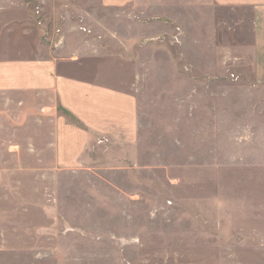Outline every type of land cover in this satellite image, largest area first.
<instances>
[{
	"label": "rangeland",
	"instance_id": "rangeland-1",
	"mask_svg": "<svg viewBox=\"0 0 264 264\" xmlns=\"http://www.w3.org/2000/svg\"><path fill=\"white\" fill-rule=\"evenodd\" d=\"M239 12L0 0V264H264V82L236 56ZM82 42L103 57L66 72L129 94L131 122L125 100L78 84L71 106L70 80L39 72Z\"/></svg>",
	"mask_w": 264,
	"mask_h": 264
},
{
	"label": "crops",
	"instance_id": "crops-1",
	"mask_svg": "<svg viewBox=\"0 0 264 264\" xmlns=\"http://www.w3.org/2000/svg\"><path fill=\"white\" fill-rule=\"evenodd\" d=\"M107 1L126 2L130 0H107ZM211 1L215 4L216 7L240 10L234 23L238 26L242 25L244 27H246L247 25L249 27L250 38L248 40H243V44L241 47L243 54H237L236 56L239 58L247 56L250 60V64L252 67L251 71H252L253 79L257 82H264V0H211ZM65 46L60 48L54 45V47H52L53 50L51 51L48 50L44 54V56L42 57L39 63V72L42 73L43 78L44 77L46 78L48 77V79L51 78L52 82L57 84L59 83L58 80L63 81V77H67L70 80V83L74 86L70 88L71 102L68 101L71 104V106L77 104L75 102L76 97L72 98V95L77 94V91L79 89L78 84H83L85 85L84 91L87 92L89 91L90 96H92L91 101L93 106H94V101L96 99L95 88L101 87L97 90H105V92H110V93H105V94H109L107 96L110 99H116L119 101L125 100V105L120 106L123 109L122 112L126 114V116L128 117L130 115H133L134 107L133 104L131 103V97L129 94L124 93L122 90L119 89H113L109 86L102 85L98 87V85H96L93 81L95 73L92 74V77L89 79V78H79L77 76L73 77L71 76L72 74L66 72L69 71L68 66L74 67L78 63L82 62V59L99 64L100 58L103 57L98 52L99 49L95 48V46L89 42H85V43L82 42L80 45L81 47L78 44H74L70 48L64 49ZM76 49H78L79 51H76ZM59 50H63L65 54L62 52H58ZM6 62L7 65L10 66L9 70L12 71L13 76L18 75L21 72H25L26 74L31 75V73H35L36 71L34 67L36 66V63H33L32 60L30 59L21 60V59L13 58V59H7ZM64 66L65 69L62 68ZM98 92H99L98 95H102V92L104 91L102 92L98 91ZM116 100L114 106L118 107L119 103H116ZM82 111L84 112V110ZM131 119H132L131 117L127 118V122H131L132 121ZM92 126L93 128H96L97 124H94Z\"/></svg>",
	"mask_w": 264,
	"mask_h": 264
}]
</instances>
